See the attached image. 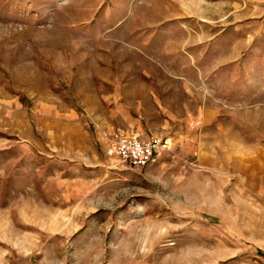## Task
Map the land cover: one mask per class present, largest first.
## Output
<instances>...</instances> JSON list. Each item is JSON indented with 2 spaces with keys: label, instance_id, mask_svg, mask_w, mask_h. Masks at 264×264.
Here are the masks:
<instances>
[{
  "label": "rangeland",
  "instance_id": "374dc122",
  "mask_svg": "<svg viewBox=\"0 0 264 264\" xmlns=\"http://www.w3.org/2000/svg\"><path fill=\"white\" fill-rule=\"evenodd\" d=\"M0 264H264V0H0Z\"/></svg>",
  "mask_w": 264,
  "mask_h": 264
},
{
  "label": "built area",
  "instance_id": "2783aa9c",
  "mask_svg": "<svg viewBox=\"0 0 264 264\" xmlns=\"http://www.w3.org/2000/svg\"><path fill=\"white\" fill-rule=\"evenodd\" d=\"M160 138L141 139L126 132L116 135L114 151L116 156L133 168H143L149 165L155 153L162 149Z\"/></svg>",
  "mask_w": 264,
  "mask_h": 264
}]
</instances>
